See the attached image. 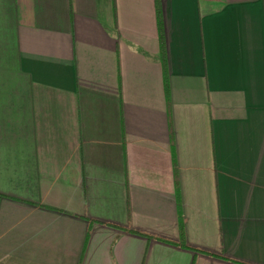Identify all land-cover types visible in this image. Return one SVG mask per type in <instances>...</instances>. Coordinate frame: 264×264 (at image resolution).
<instances>
[{"label":"crops","instance_id":"1","mask_svg":"<svg viewBox=\"0 0 264 264\" xmlns=\"http://www.w3.org/2000/svg\"><path fill=\"white\" fill-rule=\"evenodd\" d=\"M0 264H264V0H0Z\"/></svg>","mask_w":264,"mask_h":264},{"label":"trees","instance_id":"2","mask_svg":"<svg viewBox=\"0 0 264 264\" xmlns=\"http://www.w3.org/2000/svg\"><path fill=\"white\" fill-rule=\"evenodd\" d=\"M157 10V29H158V37L160 38V30H161V27H160V19H159V16H158V9Z\"/></svg>","mask_w":264,"mask_h":264}]
</instances>
